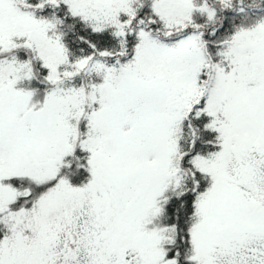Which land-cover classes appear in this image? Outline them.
Segmentation results:
<instances>
[{
  "label": "snow or ice",
  "instance_id": "6c2138e0",
  "mask_svg": "<svg viewBox=\"0 0 264 264\" xmlns=\"http://www.w3.org/2000/svg\"><path fill=\"white\" fill-rule=\"evenodd\" d=\"M0 264H264V0H0Z\"/></svg>",
  "mask_w": 264,
  "mask_h": 264
}]
</instances>
